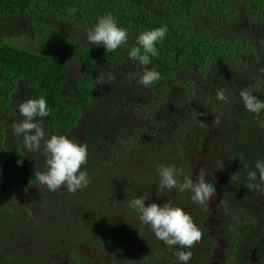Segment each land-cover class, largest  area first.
I'll use <instances>...</instances> for the list:
<instances>
[{
  "label": "trees",
  "instance_id": "1",
  "mask_svg": "<svg viewBox=\"0 0 264 264\" xmlns=\"http://www.w3.org/2000/svg\"><path fill=\"white\" fill-rule=\"evenodd\" d=\"M69 9L74 11L69 12ZM108 14L114 17L118 27L128 32L127 42L111 53L103 45L82 44L79 36L70 37L60 29V24H64L87 38V31L94 29L98 19ZM164 25L168 31L156 44L159 56L150 54L148 65L159 72L161 79L144 87L150 89L153 96L148 100L151 103L148 111L152 115L148 119L153 120L155 130L153 146L139 143L135 132L124 133L123 140L117 141L118 146L122 145L119 148L125 151L120 156L123 157L107 166L119 168L126 177L113 181L127 184L119 187L93 185L97 197L107 188L103 191L107 195V204L90 196L85 208L91 216L87 219L77 216L83 225L93 223L100 213L116 217L121 225L119 231L123 230L124 249H120L121 252L114 250L113 243H103L92 232L89 233L91 237L87 233V238L81 236L80 227L77 239L81 238L85 245L89 244L88 238L92 243H102L104 249L112 250V257H122L121 264H128L125 256L128 246L134 244L132 250L135 252L142 250V244L134 238L149 243L151 264H181L175 255L178 251H191L192 256L197 257L191 264H206L220 242L218 240L225 238L231 248L224 264H264V215L257 206V201L264 200V191L248 190L245 186L248 172L257 171L256 163L264 161V110L259 115L247 111L239 96L242 89H247L264 101V29L261 34L250 33L252 27L264 28V0H0V111L11 114L12 95L18 83L24 82L32 99L41 96L46 99L50 115L42 119L45 132L63 134L74 143L86 145L87 163L81 171L95 173L100 163L93 159L97 153L94 147L106 138L109 141L115 139L120 131L114 124L123 119L117 116L104 122L99 114L89 115L88 112L89 116H84L85 107L96 101L93 85L101 79L102 67L111 69L127 63L128 52L139 46L136 38L141 32ZM71 60L85 66L81 78L69 79ZM184 71L189 76L184 77ZM113 75L100 84L105 85L102 90L107 93L106 107L126 102L137 110L132 99L138 83L135 81L131 86L129 81L123 82V88L117 90L112 87L118 83ZM175 86L180 87L181 95L173 96ZM220 90H224L227 101L216 98ZM174 100L182 112L178 119L173 116L176 122L166 115L167 105ZM209 115L214 117L206 122ZM23 119L7 117L4 122L0 121V168L10 171L6 183L21 190L38 182L30 164L46 167L43 143L35 152L25 151L21 143H16L14 148L10 146L7 137L13 133L12 125ZM81 123L85 135L82 140L74 133ZM163 124L166 129L162 128ZM209 124L216 126L218 133L211 136V160L224 159L228 168L215 167L206 179L207 183L214 184L216 192L223 190L226 194L225 201L216 198V210L223 214L219 239L218 236L214 238L208 228L212 216L210 203L204 206L192 203L189 191L161 189L157 171L159 165L175 166L182 170L178 179L190 177V158L206 144L205 131H194V126L208 128ZM161 132L165 133V140L158 145L156 140ZM190 150H194L192 155ZM18 160H22V164L18 165ZM163 193H167V197L175 195L173 202H181L179 207L191 216L203 233L201 241L193 248L166 246L155 238L151 226L144 224L140 214L129 206L133 198L141 196L147 198L146 206L154 202L163 206L162 201L155 200ZM75 196L68 192L60 203H64L65 208L72 207V212L85 210L81 204L85 201ZM24 199L31 204L34 202V198ZM114 200L120 203L112 206ZM42 205L50 210L58 207L51 200L42 201ZM226 209L235 212L234 222ZM36 224L29 209L0 184V264H43L34 252L27 250L21 254L18 250L8 249L9 245L22 243L21 236L25 231H29V235L36 234V240L45 246L47 255L54 249V253L62 252L59 246L50 243L52 238L54 240L55 228L50 224ZM72 254L78 252L75 250ZM75 259L77 264H86L81 258ZM132 260V264L144 263L141 253H136Z\"/></svg>",
  "mask_w": 264,
  "mask_h": 264
},
{
  "label": "clouds",
  "instance_id": "2",
  "mask_svg": "<svg viewBox=\"0 0 264 264\" xmlns=\"http://www.w3.org/2000/svg\"><path fill=\"white\" fill-rule=\"evenodd\" d=\"M73 11L74 9H69V12ZM167 31V26L164 25L141 32L136 38L139 46L133 47L128 52V57L131 60L144 66L139 83L145 87L151 86L153 82L161 79L158 71L147 66L151 63L150 54L159 56L156 44L163 40ZM86 35L89 44L103 45L108 53L114 52L128 40L127 30L118 27L111 14L100 17L94 29L88 30ZM239 96L247 111L259 115L264 110V101L257 99L251 91L242 89ZM216 98L220 101L228 99L224 90L218 91ZM18 108L24 119L14 122L12 128L16 136H22V143L26 151H38L43 143L46 171L42 172L36 169L34 174L39 184L53 192L63 188L68 192L75 193L86 188L90 181L87 172L81 171V168L87 163V146L74 143L63 134L51 135L50 138H46L40 120L48 117L50 111L43 96L29 99L21 103ZM218 119L217 117V121ZM17 164H22V160H18ZM255 167L257 171L248 172V182L245 186L248 190L264 191V161H258ZM157 171L161 189L189 191L192 193L190 199L194 204L204 206L216 194L214 184L206 182L204 170L198 173L195 181L189 176H183L182 180L178 179L182 175V170L175 166L159 165ZM257 179L259 183H254ZM146 199L144 196L133 198L129 202V206L140 214V220L144 224L151 226L156 239L170 248L179 246L181 249H191L201 241L203 233L183 208L169 202L163 206L156 203L146 206ZM175 255L182 264H187L192 257V252L178 251Z\"/></svg>",
  "mask_w": 264,
  "mask_h": 264
},
{
  "label": "rangeland",
  "instance_id": "3",
  "mask_svg": "<svg viewBox=\"0 0 264 264\" xmlns=\"http://www.w3.org/2000/svg\"><path fill=\"white\" fill-rule=\"evenodd\" d=\"M61 27V28H60ZM60 29H62L66 35L73 37L75 35L80 37V42L82 44H89L88 40L86 37H83L82 34L80 33H75L72 30H70L69 28L66 27V25L64 24H60ZM264 28H258V27H252V30L250 33H252L253 31L258 32L261 34V32L263 31ZM126 64H118V66L116 67H112L110 68H104V71L106 74H104V71L101 70L103 72L101 79L95 84L93 85L94 87V91L96 93V97H95V103H93V105L91 106H86L84 109V116H89V115H102L103 116V121H110L112 118H118L121 117L123 119V121H119L117 125L114 124L115 128H118L120 133L119 135H117V137H115V139L109 141L108 138H106V140L104 142H101L99 144H97L94 147V150L97 152L96 155L94 156V161L97 162V164H99V166L103 163V165H110L112 162H114L115 160H119L122 157L121 154L125 153V151L121 150V148H119L120 146H122L120 144V146H118L119 144H117V141L120 142L121 140H123V138L125 137L124 133L128 132H135L137 135V139L139 140L138 142L141 144H148V145H152V141L154 140L152 134L155 133L154 130V125H153V120L152 119H148L151 115V113H149L148 109L151 106V103L149 100L150 97L153 98L152 94L150 93V89L146 90L144 89L145 86H143L142 84L139 83V78L140 75L143 73L144 71V66L140 65L138 62L131 60L130 58L126 61ZM148 67V66H147ZM100 69H101V65H100ZM85 70V66H81L79 65L78 61L75 60H71L69 63V72H68V77L70 80L73 79H77V78H81V76H83ZM114 74V75H113ZM111 75L116 76L115 77V81H118V83H114L112 87H114L115 89L121 90L122 87V83L123 82H128L131 86L135 85V81L138 83L137 87H136V91L137 93L134 94V98L132 99L134 103H136L135 105H137V110L133 109L131 104H128L126 102H121V103H115L113 104V106L111 108L106 107V97H107V93L106 91L102 90V87H104L105 85H100L103 81H108V76L110 77ZM182 75L184 77L189 76V73L184 71L182 72ZM2 78V74L0 72V79ZM173 96H177V95H181V89L179 86H175L173 89ZM147 97V100L144 98ZM151 98V99H152ZM32 99V94L30 92V90L26 87L24 82H19L17 89L15 90L14 94L12 95V112L11 114H8L4 111H0V121H3L8 117L9 119L13 118L14 120L20 119L23 116L19 113V108L18 106L29 100ZM175 100L174 102L168 104V112H166V115L168 117H170L173 122H176L173 118V116L178 119V117L180 115H182V112L180 109H178V106L175 105ZM138 103V104H137ZM89 112V115H87V113ZM118 116V117H117ZM163 117V116H161ZM214 117V116H212ZM212 117L211 115H209L206 118V122L207 121H212ZM84 118V117H83ZM126 119V120H125ZM84 121V120H82ZM41 124H42V120H40ZM2 123V122H1ZM0 123V124H1ZM196 122H194L195 124ZM162 128H165V125H162ZM84 124L81 123V126L79 128H77L74 133L75 135H79L80 139H84L85 135L82 134L84 133ZM205 131V136H206V144L205 146L199 151L197 152L195 155H193L190 158V167H191V175L190 177H194V181L197 178L198 173L201 170H204L206 172V179L208 178V173L211 172L213 169H215V167H219L220 169H226L228 170L227 165H226V161L223 160H216V161H212L211 157H210V153L213 150V146H212V141H211V136L213 134H218L217 132V127L209 124L208 128H198L196 125L194 126V131ZM46 138H50V136L52 135L49 132H45ZM199 135V133H198ZM164 137H165V133L161 132L158 134V138L156 140L157 144L160 145L164 142ZM217 137V136H216ZM7 139L9 140L10 146H12V148L15 147L16 143H21V145L23 146V143L21 141L22 136H16L13 133H9ZM144 142H143V141ZM110 143V144H109ZM145 145V144H144ZM153 146V145H152ZM151 146V147H152ZM24 147V146H23ZM43 148V146H42ZM25 149V148H24ZM26 151V149H25ZM194 152V150H190L189 153L192 155V153ZM102 157L105 158V160H101ZM32 169H35L34 171L39 170V171H46V167H39L36 164H30ZM119 168L117 167H113L111 172H105L103 171V173L100 175L99 179L97 181V185L98 186H104V184L106 186L110 185L109 180L110 178L112 181L113 180H118V177L121 179H125L126 177H124L122 171L119 172ZM111 173H113V175H111ZM10 175V171L8 170H4L0 168V184L5 187V191H8L12 196H14L17 200H24V198H35L36 195V187L40 190L46 191L47 187L44 185H40L38 184L35 188H33L32 190H21L17 187H15L12 184H7L6 183V179L7 177ZM115 176V177H114ZM180 177V176H179ZM221 177H224V175H222ZM95 180V179H94ZM117 182V181H116ZM39 183V181H38ZM125 183V182H124ZM223 192V190H221ZM220 190H218L215 194V196L212 197V199L209 201V203L211 204V211H212V216L210 217L208 223L209 226L208 228L210 229L212 235L214 238L219 239V228L221 225L220 222V218L223 216V214L219 213L216 211L217 207L216 205V198L217 196L219 197V201H225L226 198V194L223 192V194L221 193ZM36 194V195H35ZM104 196H107L106 194ZM170 197H167V193H163V194H158L157 197L155 198V200H157L158 202H161L163 204L169 202L174 206H180L182 205L181 202H178L177 204H175L173 202V198L175 195H173V197L169 194ZM162 197H164L162 199ZM162 199V200H161ZM34 200V199H33ZM105 200H102V203H104ZM156 203V202H154ZM157 204V203H156ZM209 204V205H210ZM215 204V205H214ZM58 207L55 209L50 210L49 208H47L45 205H37L35 202H33V207L31 212V215L34 216L35 220L38 222L37 224L40 226V224H58L60 222V217L62 214H66V210H64V207L62 205H57ZM257 206L259 208V210L261 211V213H263L264 215V200L263 201H257ZM70 206L67 207V209ZM225 212L231 213L230 218H231V222H234V215L235 212L234 211H230L228 209L225 210ZM71 215H76L74 212H72ZM69 215L65 216L62 218V222L63 221H68L69 219ZM233 218V219H232ZM264 219V217H263ZM75 219H73L70 224L69 227H75V223L73 222ZM106 223L109 224L112 222V219H106ZM24 224V221L22 222V225ZM53 227V226H51ZM29 231H25L24 234H22L21 236V240L22 243L20 245L22 246H18L20 247L23 251H27V250H38V252H34L36 253V257H42L45 261L50 262L51 264H72L71 262L67 261V258H69V256L65 255V252H59L58 254L54 253V251H52V254H48L47 255V251L45 250L44 246L42 245H38L36 242V234L35 233H31L30 235L27 233ZM220 244L218 245V247L214 250V252L210 255L211 257L209 258V260L206 262V264H224L226 259L228 258V252H230V244L227 243V241L225 240V238H221L219 239ZM62 243H66L65 240L62 241ZM130 248V254L133 255V253L131 251L132 250V246H128ZM8 249L9 246H8ZM83 252H81L82 257L84 258V251H86L87 253H85L86 255H88V257L90 258V261L95 260L97 262V264H103L102 260L100 259V252L96 251L94 252V250L91 249H83ZM132 256H129L128 259H131ZM196 256H192L191 259L187 262V264H191L194 262V260L196 259ZM182 264V263H181Z\"/></svg>",
  "mask_w": 264,
  "mask_h": 264
},
{
  "label": "flooded vegetation",
  "instance_id": "4",
  "mask_svg": "<svg viewBox=\"0 0 264 264\" xmlns=\"http://www.w3.org/2000/svg\"><path fill=\"white\" fill-rule=\"evenodd\" d=\"M102 165V164H101ZM96 166V170H95V173L91 174L89 172H87L88 174V178H89V184L86 188H82L78 191H76L75 193H71V196L76 194L77 196H75L78 200L82 199V201H85L84 203H81L83 205V208L82 209H85L83 211H80V212H74L76 215H71L72 214V207H69L68 209L65 208L63 206V204L60 203V199H63L65 194L68 193V191L66 189H59L57 191H49L48 189L46 191H43V190H40L36 187L39 183L37 182V184L33 185V186H29L28 188H26L27 190H32L33 188L36 187V195L35 198H34V202L37 204V205H40L42 204V201L44 200H51L54 202V204L56 205H59L61 204L63 207H64V210H66V214H62L61 217H60V222L58 224H53L51 226H53L55 229L53 231V234L55 235L54 236V240L52 238V241L50 242L52 245H56V246H59L60 250L62 252H65V255L69 256V258H67V261L68 262H71L72 264H77L78 260L75 259V258H81L83 259L84 263L86 264H97V262L95 260L93 261H90V258L88 257V255H86L85 253H87L86 251H84V258L82 257L81 255V252H83L82 250L83 249H93L94 252L95 250L98 252H100V259H103L102 260V263L103 264H121V261H122V257H112L110 254L112 253V250H107V249H104L103 245H100L102 243H99V242H94L92 243L88 238V240L86 241H89V244L85 245L81 242V238L80 240L77 239V236L79 235V230L78 227H80L79 229H82L80 234H82L81 236H84L86 237V233L88 234V237H91L89 236L90 234L89 233H93V235H97L98 236V239H100L103 243H106V241L110 244H112V248L114 250H117L119 252H121L124 248H122V240H123V237H122V233H123V230H120L119 231V227L121 226L117 220L116 217L114 216H109L107 217L105 215V213H100V216H98L96 219L94 218V222L93 223H88V224H84L79 220V218L77 216H80L82 218H85L87 219L88 216H91V213L86 211V208H85V203L88 204V202H90V199L92 197H97V192L96 191H93V185H97V181L99 179H96V178H99L100 175L103 173V171L105 172H109L107 169L110 170L111 172V169L112 168H109L108 166ZM95 179V180H94ZM92 184V185H91ZM110 184H112V186L114 187H119L121 185H126L127 183H122V182H116V181H110ZM35 186V187H34ZM107 189V188H104L102 189L100 192V195L97 197L99 198L100 202H102V200H105L104 204L106 205L107 202H106V197L104 196L105 194H103V191ZM93 192V193H92ZM121 193L120 191L118 192V194ZM71 200L73 199V197L70 198ZM21 203L23 205H25L29 211L32 210V207H33V204H31L30 202H28L26 199L22 200L20 199ZM31 205H30V204ZM70 204L74 205V203H71L69 202ZM114 203H120L119 201L117 200H114L112 201V206L114 205ZM211 205V204H210ZM215 205V204H214ZM216 206V205H215ZM81 209V210H82ZM192 209V207L190 208ZM217 211V210H216ZM30 215H31V212H30ZM69 215V219L68 221H63L62 222V218ZM31 217L33 218V220H35L34 216L31 215ZM93 217V215H92ZM112 219V222L107 224L106 222V219ZM75 219L73 222L75 223V227H69V224L70 222ZM84 219V220H85ZM83 220V221H84ZM23 221L24 218H23ZM37 222V221H36ZM38 223V222H37ZM38 225V224H36ZM77 230V231H76ZM24 234V233H23ZM87 238V237H86ZM96 238V237H95ZM66 243H62V241H64ZM154 239H152L153 241ZM134 241H138L140 243V245L142 244L143 248L142 250H138V251H131L132 253L135 252V256L133 255H130V248L127 247L126 248V253H125V256L127 257V260H128V264H132L133 263V260L132 258H136V253H141L142 254V260L144 263L143 264H151L149 262V255H150V246H149V243L146 242L145 240L143 239H136L134 238ZM219 241V240H218ZM37 244L38 245H42L44 246L43 244L39 243L37 240H36ZM146 242V243H145ZM220 244L217 243V247L218 245ZM18 246H22V245H9V248L12 249V250H18L21 254H23V250L18 247ZM132 247L134 246V244L131 245ZM216 247V248H217ZM45 248V246H44ZM122 249V250H120ZM77 251L78 254L77 255H74L72 254V252L74 251ZM29 252H38V250H28ZM96 253V252H95ZM58 254V253H56ZM76 256V257H75ZM129 256H132L131 259H128ZM38 259H42L41 261H43V264H51L50 262L48 261H45L42 257H37ZM112 261H114L112 263ZM160 264H165V263H160Z\"/></svg>",
  "mask_w": 264,
  "mask_h": 264
}]
</instances>
